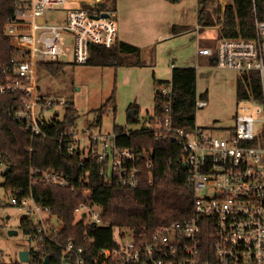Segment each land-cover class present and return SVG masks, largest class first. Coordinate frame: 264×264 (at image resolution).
<instances>
[{"label":"built area","instance_id":"1","mask_svg":"<svg viewBox=\"0 0 264 264\" xmlns=\"http://www.w3.org/2000/svg\"><path fill=\"white\" fill-rule=\"evenodd\" d=\"M66 1L12 0L13 9L6 19L4 34L18 52L7 65L0 66V94L17 97L16 106L8 111L24 124L31 137L52 138L45 129L63 119L68 104L44 96L37 77L40 64L63 62L68 56L64 34L73 37L70 62L76 65L86 64L91 45L109 49L117 41V20L111 11L80 7L67 10L62 21L48 22L47 12L59 10ZM252 3L255 37L221 38L216 45L215 66L238 74L257 73L262 94L240 99L233 125L221 130L225 137L196 126L191 131L174 127L171 83L158 90L161 112H152L135 125L124 126L121 132L128 136L151 131L155 141L178 146L175 164L183 169L193 193L188 217L149 236L136 237L128 230L113 228L111 245L94 248L87 229L103 225L102 208L89 200L90 189L83 186L88 180L85 160H96L106 184L135 188L141 164L149 171L147 180L152 184L153 152L121 148L117 132L94 135L87 129L81 135L75 126L56 140L59 150L79 155V166L85 172L81 186L50 169L30 167L29 176L30 185L40 182L69 188L82 197L74 215V221L84 227L82 234L61 242L63 221L49 207L37 204L30 189L27 196H21L22 190L10 195L11 206L34 222L33 233L25 234L34 245V256L43 262L46 256L50 258L47 250L56 249L59 256L53 264H264V18H257L255 0ZM103 12L108 17H100ZM205 106L206 101L196 97L195 110ZM58 109L62 110L61 117ZM135 126L140 129L135 130ZM4 167L0 161V169Z\"/></svg>","mask_w":264,"mask_h":264},{"label":"trees","instance_id":"2","mask_svg":"<svg viewBox=\"0 0 264 264\" xmlns=\"http://www.w3.org/2000/svg\"><path fill=\"white\" fill-rule=\"evenodd\" d=\"M176 3L180 0H166ZM208 0H198L197 23L202 26L213 25V19L207 11ZM87 7V6H83ZM256 15L258 19L264 18V1L255 0ZM13 9L12 0H0V66L7 65L10 59L17 55L18 49L4 34L6 19ZM104 10L103 8L98 9ZM105 11V10H104ZM223 26L216 34L218 41L221 38L242 37L252 39L255 37L254 14L252 0H232L225 8ZM220 23L218 12L214 23ZM188 30L187 27H173L172 33H180ZM90 57L85 65L102 68H114L127 65L123 56L139 55L140 48L132 44L116 41L107 49L99 45L90 46ZM136 64H140L136 62ZM64 62H49L40 64L38 69L45 71L51 77L61 75L66 67ZM171 83L172 101L171 117L174 127L184 131L195 128V100L196 71L193 67H173L169 82H155V109L161 112V102L158 90L162 85ZM262 94V85L259 75L255 72L241 73L236 79V97L238 100L245 97H258ZM204 97V96H200ZM17 97L14 95L0 94V161L9 168L3 174L2 187L5 194H13L22 190L23 195L30 189L33 200L40 206L49 207L53 214L63 221V230L60 233V241L66 242L69 237L82 234L84 227L74 221L75 210L83 202L81 196L73 194L69 188H62L46 183H33L30 185L29 168L40 170H53L57 173L69 176L74 185L81 186L80 180L88 171L87 183L83 186L90 189L89 200L102 208L101 220L103 225L90 226L88 235L94 248L109 246L112 243V229H125L133 236L141 234L149 236L163 226H168L175 221L188 217L191 211L193 193L186 182V176L182 168L175 164L178 156V146L171 142L155 141L154 132H134L128 136L121 134L124 126L114 125L113 131L119 133L117 144L121 148L153 152V163L150 168L152 184L148 183L146 167L141 164L139 184L135 188H125L113 182L106 184L99 175L96 160H85V167L79 166V155H69L66 150H59L57 140L61 134L68 133L75 127L77 112L74 105L68 102L64 110L63 119L56 121L45 129L52 138L42 136L31 137L22 122L16 120L8 111L16 106ZM115 110V98L112 94L109 99L98 109L99 114H105L107 110ZM134 110V115L130 110ZM138 111L130 106L126 114L127 126L139 122ZM100 125L101 117L96 120ZM96 124V125H97ZM93 124V127L96 126ZM51 133V134H50ZM64 147V146H63ZM27 196V195H26ZM22 232L26 235L33 233L34 222L22 217L19 222ZM80 242V241H79ZM51 263L56 261L59 250H47ZM27 264H42L41 258L34 256L32 252ZM52 256V257H51ZM0 264H21L19 262Z\"/></svg>","mask_w":264,"mask_h":264},{"label":"rangeland","instance_id":"3","mask_svg":"<svg viewBox=\"0 0 264 264\" xmlns=\"http://www.w3.org/2000/svg\"><path fill=\"white\" fill-rule=\"evenodd\" d=\"M231 1L208 0L206 8L209 15L215 21L218 12H220L221 22L214 23L213 21V25L203 27L204 31L200 34L201 41L199 39L197 40L199 46H208L215 52L216 43L218 42L216 33L218 32V27L223 26L224 17H222V13L225 12L226 6ZM166 2L170 5H176L169 9L170 17H176L180 13L181 17L184 15L185 20H192L194 18V8L198 6V0H180L176 3ZM83 6L90 7L93 11L103 8L105 11L110 12L113 8L116 9V0H67L60 6L59 10L47 12L46 20L50 23L62 21L64 19V13L67 10L78 9ZM196 16L198 17L197 12ZM184 27L189 29V26ZM64 36L67 40L66 51L68 56L63 58L62 61L67 65L63 73L57 77H51L45 71L38 69L37 77L41 92L46 97L62 99L74 105L77 112L75 126L81 135L86 134L84 132L87 129H90L94 135H98V133L103 135L113 134L114 125H123L126 122L127 108L120 106L119 103V94H121V87H123L122 77H118L115 71L116 69L114 68L71 63L73 37L68 33L64 34ZM215 70V81L211 82L213 86H203L204 91L209 89L207 99L205 100L207 106L196 112L195 123L197 126L207 129L208 133H211L213 136L225 137L226 134L218 130L219 128L217 127L233 125L236 108L240 100L237 99L235 93H223L218 85H220V81L236 79L238 73H231V71L228 72L221 69ZM118 80H120V83ZM225 86L231 87V84L225 83ZM112 94L115 98V111L109 109L105 114H99L98 109H100ZM58 110L60 112L59 117H61L62 110ZM141 113L143 112H139L140 119L145 117ZM99 115L101 117L100 125L96 122ZM93 124L97 125L93 127ZM134 129L139 130L140 126H135ZM2 173L3 169H0V262L20 263L19 253L21 251H34V245L19 226L20 219L23 215L11 206L10 195L5 194L2 187ZM43 216L45 215L43 214ZM11 230L17 231V234L10 236L8 231ZM118 231L117 229L116 233Z\"/></svg>","mask_w":264,"mask_h":264},{"label":"crops","instance_id":"4","mask_svg":"<svg viewBox=\"0 0 264 264\" xmlns=\"http://www.w3.org/2000/svg\"><path fill=\"white\" fill-rule=\"evenodd\" d=\"M175 6L165 0H116V9L111 10L117 20V41L140 48L139 55H124L127 65L117 67L115 70L118 77H122L120 106L126 107L127 110L130 106L136 107L138 117L140 111L145 116L154 112L157 91L154 84L169 82L173 67L195 69L196 92L200 99L206 100L209 92V89L204 91L203 86L212 85L211 82L215 81L214 70L219 69L215 66L216 50L213 52L208 46L197 44L198 39L201 41L200 34L204 31V28L197 23L196 12L198 13L199 5L194 8L192 20H185L184 15L181 17L180 13L176 17H170L169 9ZM172 26H189V29L173 34ZM236 79L220 81L218 86L223 93L236 94ZM118 82L120 83V80ZM225 83L231 84V87H226ZM196 127L202 128L197 125ZM217 128L223 130L231 126Z\"/></svg>","mask_w":264,"mask_h":264},{"label":"water","instance_id":"5","mask_svg":"<svg viewBox=\"0 0 264 264\" xmlns=\"http://www.w3.org/2000/svg\"><path fill=\"white\" fill-rule=\"evenodd\" d=\"M100 17H108V13L103 12V13L100 14ZM39 22H41V20H39ZM134 113H135V111H134L133 109L130 110V114H131V115H134ZM8 170H9V168L6 167V168L3 170V174H6V173L8 172ZM8 234H9L10 236H12V235H16V234H17V231H15V230H11V231H8ZM19 260H20V263H22V264H23V263H28V261H29V252H28V251H21V252L19 253ZM42 264H50V258H49V256H46V257L44 258Z\"/></svg>","mask_w":264,"mask_h":264}]
</instances>
